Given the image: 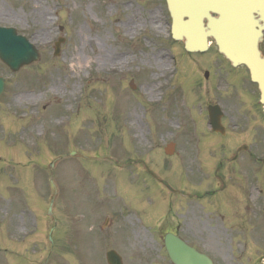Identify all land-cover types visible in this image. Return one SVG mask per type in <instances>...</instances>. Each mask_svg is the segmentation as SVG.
Segmentation results:
<instances>
[{"label": "rangeland", "instance_id": "obj_1", "mask_svg": "<svg viewBox=\"0 0 264 264\" xmlns=\"http://www.w3.org/2000/svg\"><path fill=\"white\" fill-rule=\"evenodd\" d=\"M0 26L40 53L16 72L0 61V264H106L110 248L123 264H171L155 230L185 205L171 190L191 192L186 205H207L195 197L208 188L207 155L185 143L203 137L194 103L204 91L187 98V64L213 54H188L171 40L164 0H0ZM172 138L177 155L164 157L157 145ZM75 151L112 161L68 155ZM50 177L57 193L47 221ZM105 217L112 223L101 228ZM242 220L232 231L227 218L228 231L201 240L214 264L264 255V218L257 240L251 219Z\"/></svg>", "mask_w": 264, "mask_h": 264}, {"label": "flooded vegetation", "instance_id": "obj_2", "mask_svg": "<svg viewBox=\"0 0 264 264\" xmlns=\"http://www.w3.org/2000/svg\"><path fill=\"white\" fill-rule=\"evenodd\" d=\"M259 48L264 54V34ZM191 71V87L204 91L206 120L211 117L217 122L212 138L200 144L207 155L204 165L208 188L195 197L205 198L207 205H199L198 209L197 205H186L193 199L178 193L185 205H174L171 220L162 224L171 225L165 230L184 238L195 248L208 250L201 240L213 234L212 230L223 235L225 219L238 222L244 211L248 218L251 216L254 237L259 235L260 210L264 213V112L257 85L250 81L245 67H233L217 55L194 61ZM222 205H229L230 211H222Z\"/></svg>", "mask_w": 264, "mask_h": 264}, {"label": "water", "instance_id": "obj_3", "mask_svg": "<svg viewBox=\"0 0 264 264\" xmlns=\"http://www.w3.org/2000/svg\"><path fill=\"white\" fill-rule=\"evenodd\" d=\"M166 0L172 18V35L183 39L186 50L205 49L207 36H212L222 52L233 63H245L251 78L260 85L264 103V59L257 50L258 31L255 30L253 13L264 19V0ZM209 8L219 14L218 18L208 16ZM183 17L187 19L183 21ZM207 18V27L202 26V18ZM58 45L55 54L58 53ZM0 58L13 70L38 58L36 49L15 34L11 28H0ZM3 83L0 81V92ZM172 147V145H169ZM166 149V153H171ZM76 153L72 152L71 155ZM54 161L49 164L53 166ZM53 197L50 198V209ZM164 247L173 264H212L204 254L186 246L171 235L164 237ZM109 264H121L114 251L106 253ZM264 264V258L261 260Z\"/></svg>", "mask_w": 264, "mask_h": 264}, {"label": "bare ground", "instance_id": "obj_4", "mask_svg": "<svg viewBox=\"0 0 264 264\" xmlns=\"http://www.w3.org/2000/svg\"><path fill=\"white\" fill-rule=\"evenodd\" d=\"M41 18H42V19H43V18H45V13L41 12ZM103 51L105 52V50H103ZM103 51H102V50H100V52L104 54V52H103ZM105 55H106V54H105ZM147 91H148V93H150V92H151L149 88H147ZM137 134H139L140 136H142V135H143V132H142V130H141V126H138V129H137Z\"/></svg>", "mask_w": 264, "mask_h": 264}]
</instances>
